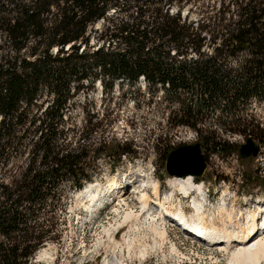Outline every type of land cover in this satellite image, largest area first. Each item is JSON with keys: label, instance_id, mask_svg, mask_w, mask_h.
I'll use <instances>...</instances> for the list:
<instances>
[{"label": "trees", "instance_id": "obj_1", "mask_svg": "<svg viewBox=\"0 0 264 264\" xmlns=\"http://www.w3.org/2000/svg\"><path fill=\"white\" fill-rule=\"evenodd\" d=\"M140 78L171 129L232 154L229 139L264 133L240 116L264 98V0H0V264H33L98 158L134 154L102 121L77 129L83 84L138 92ZM216 115L222 128L206 129Z\"/></svg>", "mask_w": 264, "mask_h": 264}, {"label": "rangeland", "instance_id": "obj_2", "mask_svg": "<svg viewBox=\"0 0 264 264\" xmlns=\"http://www.w3.org/2000/svg\"><path fill=\"white\" fill-rule=\"evenodd\" d=\"M230 65L235 66L236 64ZM83 85L79 93V104L71 114L72 122L76 124L77 129L85 132L89 127V120L92 119V124L102 121L106 125L103 137L108 138L112 145L122 141L133 143L134 147L130 149L134 150V154L131 157H122L119 164L117 158L109 160L104 155L98 158L95 165L100 171L91 183L101 186L98 192H95V199L102 191V185L109 183L104 189L110 192L112 186L115 185L119 190L112 193L118 196L117 202L111 210L100 211L101 213L95 215L93 219L87 211H91V206L94 207L96 200L90 201L91 204L88 205L87 198L79 194L81 191L70 194L60 223L61 240L44 245L35 254L33 264H114L117 260L121 264H264V260L250 263L231 259L230 253L237 251L235 248L221 253L216 248H208L194 242L183 233L170 228L167 223L169 221L166 220H170L171 217L167 215L163 217L164 223L157 222L159 224L157 229L164 234L163 237L151 230L149 225L151 220L146 215L141 220V224L123 223L126 209H118V213L114 212L118 208L120 195L126 191L124 200L131 208L133 207L131 198H135V195L128 189L118 187V180L125 175L135 173L136 177L138 175L140 177L139 182L145 185L142 179L150 178L152 183L159 184L161 197L165 198L171 194L168 184L170 176L166 172L167 154L179 146L191 145L199 141L192 130L170 128L167 121L169 107L164 98L160 94L155 96L148 94L143 81L136 86L139 89L138 92H130L127 83L115 85L113 91L106 94L99 80L94 83V87H87L86 82ZM240 116L248 120L252 117L253 123L258 122L260 129L264 132V98L261 104L253 103L248 111H243ZM223 121L216 115L213 119L203 121V125L208 130H219L222 128ZM100 136L97 131L93 138L98 140ZM248 139L258 145L259 153L256 157L241 159L240 146ZM229 143L234 146V151L226 156L212 154L208 149H201L206 169L200 178L194 177L193 179L196 183L203 182L205 191L209 192L212 199H216L204 209L208 214L216 212L226 201L228 209L235 204L237 213L240 209L243 216L256 210L259 213L262 207L260 208L258 198L264 199V133L235 136L229 139ZM86 144L90 143H85L81 139L80 145L85 146ZM137 186L139 188V185ZM89 187L87 184L82 193L91 190ZM222 190L227 191L226 195L230 191L231 201L227 196H221L220 199L215 198L220 196ZM203 197L201 199L207 200L205 194ZM178 198L183 199L181 196ZM189 199L182 202V206L187 207ZM174 204L179 205V201L174 200ZM223 206H225L224 203ZM134 211L140 210L136 208ZM187 213L192 212L188 210ZM261 215L263 214L259 213V216ZM181 227L185 231L184 227ZM260 233L254 242L264 238V235ZM112 237H115L118 245L115 254L110 250V253H107L106 250L109 239ZM43 250L46 251V256L40 258L39 253Z\"/></svg>", "mask_w": 264, "mask_h": 264}, {"label": "bare ground", "instance_id": "obj_3", "mask_svg": "<svg viewBox=\"0 0 264 264\" xmlns=\"http://www.w3.org/2000/svg\"><path fill=\"white\" fill-rule=\"evenodd\" d=\"M193 178L194 177L191 175H174L173 178L170 176L168 184L170 186L169 192L171 194L165 198L161 197L160 187L157 182L152 183L150 178V180L148 178V180L142 179V182L146 183L145 185L141 184L140 188H135V185L132 187V191H135L133 193L135 198H131L133 207L131 208L129 203L124 200V196L126 194L124 193L123 195L121 194L120 200H118L117 204L118 208H116L114 212L118 213V209L125 208L126 210L124 211L125 215L123 223L130 222V224L133 222L135 224H141V220H143L144 216L146 215L151 220L149 223L151 230L155 234L161 235V237H163L164 234L158 231L157 228L159 224L157 222L164 223L165 221L163 217L167 215L168 217H171L173 220H175L177 224L183 226L186 231H192L196 235L207 237L214 235V233H218L217 236L221 235L220 237H222L226 245L219 244L208 248H216V250L221 253L230 251L232 248L237 249V251L230 253L231 259L244 260L250 263H257L259 260H264V238L257 241L255 240L256 242H254V239L258 236L260 231V235H264V208H261L262 206L259 205L261 208H258L259 213L263 214L261 216H259L257 210L254 212L249 211V214L246 213V215L243 216V214L240 212V209L237 213V210L234 207L235 204L232 205L230 209H228L225 201L223 202L225 206H223L222 203V206L219 207V210L216 212L209 211L210 213L208 214V212L204 209V204H211V202L203 199L204 183H196ZM94 184L95 183L89 184V188H91V190L83 193L81 190L79 193L87 198L86 201H94L96 195L95 192L97 193L101 187L99 184ZM145 188H150L151 193H149ZM86 190L87 189H85V191ZM116 190L119 189L115 185L112 186L111 192H117ZM177 193H180L179 195H183L181 196L183 199H179L177 197ZM226 193V190L222 191V196H227ZM192 194L196 195V197L191 199L190 202L192 214L186 215L182 208V202L188 200V198H191L190 196ZM201 197L203 198L201 199ZM174 200H178L179 205L174 204ZM133 208H139L140 211H134ZM154 209H156V211H154ZM163 213H165V215ZM177 224L170 222L169 226L175 227ZM107 245V253L110 250V252L115 254V249H117L118 246L115 242V237L110 238ZM128 248H130V246ZM39 254V257L43 258L46 256V251H40ZM114 262L112 263L121 264L119 260Z\"/></svg>", "mask_w": 264, "mask_h": 264}, {"label": "water", "instance_id": "obj_4", "mask_svg": "<svg viewBox=\"0 0 264 264\" xmlns=\"http://www.w3.org/2000/svg\"><path fill=\"white\" fill-rule=\"evenodd\" d=\"M258 153L259 147L251 139H248L239 149L241 159L256 157ZM205 169L206 163L200 142L179 146L173 149L166 158V172L169 176L191 175L192 177L200 178Z\"/></svg>", "mask_w": 264, "mask_h": 264}]
</instances>
